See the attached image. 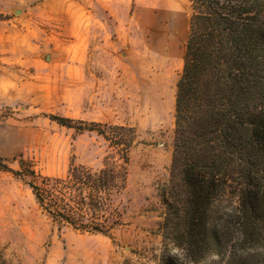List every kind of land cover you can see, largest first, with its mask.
Returning <instances> with one entry per match:
<instances>
[{
    "label": "rangeland",
    "instance_id": "obj_1",
    "mask_svg": "<svg viewBox=\"0 0 264 264\" xmlns=\"http://www.w3.org/2000/svg\"><path fill=\"white\" fill-rule=\"evenodd\" d=\"M191 0H0V158L42 175L100 170L114 151L50 116L132 127L136 142L110 237L58 226L0 172V264H158L174 143L175 85Z\"/></svg>",
    "mask_w": 264,
    "mask_h": 264
},
{
    "label": "trees",
    "instance_id": "obj_2",
    "mask_svg": "<svg viewBox=\"0 0 264 264\" xmlns=\"http://www.w3.org/2000/svg\"><path fill=\"white\" fill-rule=\"evenodd\" d=\"M191 10L158 264H264V0H191ZM49 119L95 132L114 156L100 170L71 165L55 177L17 155L16 169L0 158V172L20 180L54 224L110 237L123 225L115 202L135 130Z\"/></svg>",
    "mask_w": 264,
    "mask_h": 264
}]
</instances>
